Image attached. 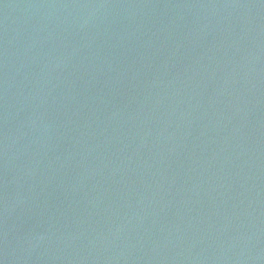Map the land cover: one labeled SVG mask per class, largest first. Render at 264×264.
Listing matches in <instances>:
<instances>
[{
  "label": "water",
  "instance_id": "95a60500",
  "mask_svg": "<svg viewBox=\"0 0 264 264\" xmlns=\"http://www.w3.org/2000/svg\"><path fill=\"white\" fill-rule=\"evenodd\" d=\"M0 264H264V0H0Z\"/></svg>",
  "mask_w": 264,
  "mask_h": 264
}]
</instances>
